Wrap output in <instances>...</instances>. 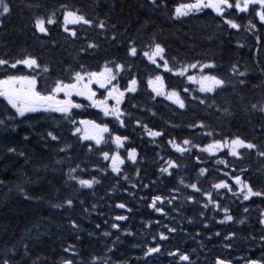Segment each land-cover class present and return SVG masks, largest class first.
Masks as SVG:
<instances>
[{"label":"trees","instance_id":"trees-1","mask_svg":"<svg viewBox=\"0 0 264 264\" xmlns=\"http://www.w3.org/2000/svg\"><path fill=\"white\" fill-rule=\"evenodd\" d=\"M6 2L10 5L11 11L6 16H0V20L3 21L0 24V56L5 54L13 58L26 54L37 56L42 65H48V73L39 69L37 71L49 84L57 78L67 79L69 76L67 69L78 68L79 63L85 64L91 70H96L105 60L115 59L126 65L132 64L133 72L141 81L138 93L133 94L137 97L133 103L139 101L140 107L132 109L131 105L126 104L125 108L133 113L134 119L138 118L147 123L149 128L163 130L165 134L153 142L141 127L132 122H126L128 124L126 129L110 123L114 131L130 137L125 142L126 147H135L139 154L138 163L135 165L126 160L125 166H122L123 172L118 177L109 168L103 173L93 169L94 164L104 168L108 163L98 152H88L86 145L93 142L79 141L73 136L69 125L58 119L60 114H54L52 117L36 113L26 114L27 118L16 116V122L12 125L15 131L6 134L0 131V180L4 181L0 184V259L4 258L7 249L12 245H16L22 253L24 243H28L29 255L23 259L17 255V264H33L37 257L43 264H61L63 259L73 257L75 264H96L92 257L100 254L106 257L111 255L108 248H111L112 241L119 234L124 239L120 238L115 251L113 250L115 258L111 259L112 264L121 263L127 258L133 260L135 254L136 264H152L150 259L143 255V250L147 246H155L157 242L162 243L163 240L159 239L161 231L169 237L165 249L179 248L182 252H188L191 238L202 229L213 235L215 230L220 232L230 227L217 222L223 212L216 214L205 210L208 227L203 228V218L198 215L201 205L185 203V195L193 191L190 188L178 193L179 199L174 202L183 206L182 211H171L173 205L165 203L163 205L165 212L170 214H161L148 207V204L154 195L167 196L171 188L179 186L180 178H184L185 183L195 182L200 167L215 168L214 159L225 158L230 164L236 163L234 158L224 156L226 150L218 153L215 158H210L207 153H198L196 149H193L191 154L181 155L167 143L171 137H175L177 142L190 138L194 143L203 145L211 139L204 133L212 130L214 135L217 133L240 135L260 145L261 150H264V131L261 130V126L264 125V112L260 110L264 107V28L259 26L258 20L257 29L254 31L261 37L259 43L253 35V30H248L247 27L239 31L220 27L219 19L210 9L195 17L173 20L171 13L175 6L188 0H166L167 8L160 9L153 8L150 0H6ZM62 4L79 9L97 22L105 20L109 24L106 35L110 37L115 32L116 40L105 38L102 30L96 27L85 26L84 29H79L78 26L69 25L77 27L81 36L86 34L89 40L100 45L91 55L85 56L83 53L78 54V49L84 46V41L66 39L67 34L59 27L49 26L51 35L48 37L35 32L33 22L37 16H47L55 12L62 23L63 10L60 7ZM238 22L242 25L247 24L246 19ZM112 24L116 25L115 29L110 27ZM152 37H156L166 46L169 59L177 58L176 61L170 59L171 63L214 59L217 68L213 71L228 81L227 86L215 94L199 93L201 98L207 100L206 104H200L190 98L191 95L197 94L198 88L194 84H189L186 78L164 73L160 69L167 86L176 88L181 91L182 96H186V108L179 109L178 105L159 97L155 101L151 100L147 77L156 70L155 66L143 57L140 49ZM130 39L136 42L140 53L136 57H131L127 52ZM233 64L236 65L235 72L230 71ZM20 67L22 66H18ZM27 71L29 70H25ZM239 72H245L246 75L241 77L238 75ZM127 78L128 73H125V79ZM240 79H244L245 84L241 85ZM184 87H190L191 93L184 94L182 91ZM6 103L0 97V112H3ZM84 105L85 107L73 110V116L77 120L88 116L97 118L99 122H108L100 113ZM252 105L256 107L253 108ZM7 107L14 113V109ZM149 108L156 114L152 115L147 111ZM0 119L7 121L8 115H0ZM201 120L208 126L207 128H188L189 124ZM52 128H56L62 137L59 147L70 144L72 146L70 149L58 153V145L52 143L47 150H43L40 134ZM25 135L29 137L27 141L24 140ZM6 146L24 151L28 157L27 162L25 157L7 153ZM100 147L108 150L109 146ZM111 148L115 149V146L111 145ZM125 151L122 152L126 157ZM241 151L243 159L237 167L244 168L246 171L242 174L243 177L256 188H260L264 183V157H260L257 150ZM196 154L201 157L200 163L194 159ZM169 158L177 160L180 164L178 169L170 170L173 171L171 177L159 171L161 165L167 166L164 160ZM81 161L88 162V172L78 174L85 179L96 175L100 181L92 189H81L78 185L70 189L65 184L64 173L70 166H75ZM44 165H47V168ZM81 167H84V164H81ZM137 169L140 170V176L136 175ZM225 170L232 172L233 168L229 166ZM123 173H127L131 179L125 181ZM18 174H27L34 181L29 189L33 199H24L16 190ZM219 174L223 173L217 172L207 180L200 177L199 186L209 189L210 184L217 178H223ZM133 183L137 184V187L133 188ZM142 184H149L150 187L143 188ZM65 195L77 197L74 208L52 207L53 204L60 203ZM222 197L226 200L224 196ZM201 199L202 197L197 195V200ZM80 200L84 201L83 206L79 203ZM237 200L230 206V212L235 220H238L240 215L250 217L253 210L244 213L238 203L240 199ZM121 202L127 203L132 211L117 208L116 205ZM83 209L88 211L85 212ZM117 215H126L129 219L116 221L114 218ZM188 217L193 218L191 223ZM70 219L77 222L78 229L71 227ZM112 223H119L121 229L129 228L133 234L136 232V243L131 236L112 229ZM165 226L177 227L178 230L175 233H168ZM235 230L237 225L233 231ZM105 232H110L111 235L104 236ZM152 235H156V240H152ZM70 245L73 250L65 252L64 249Z\"/></svg>","mask_w":264,"mask_h":264},{"label":"snow or ice","instance_id":"snow-or-ice-1","mask_svg":"<svg viewBox=\"0 0 264 264\" xmlns=\"http://www.w3.org/2000/svg\"><path fill=\"white\" fill-rule=\"evenodd\" d=\"M151 5L155 9L167 8L166 0H150ZM62 23L56 16L55 12L47 16H37L33 22V28L35 32L43 34L44 37L51 35L49 26H56L62 29L63 33L67 34L66 39L71 40H83L84 46L78 49V54L83 53L85 56L91 55L95 50H97L100 45L93 40H89L88 36L85 34L81 36L79 34L77 27H69V25L78 26L79 29H84L85 26L88 28L96 27L102 30L105 34V38H110L111 40H116L115 32L112 33L110 37L106 35L109 24L105 20H93L83 14L79 9L69 8L68 5L62 4ZM0 16H6L10 13V5L6 0H0ZM211 10L212 13L219 19V26L228 29H235L237 31L244 27L248 30L257 29L258 20L259 26L264 28V0H188V2L179 3L175 6L174 11L171 13V18L177 20L180 18L195 17L201 13H205V10ZM247 14V15H240ZM247 20L246 25H242L238 20ZM3 21L0 20V24ZM112 29L116 28L115 24L110 26ZM253 35L256 38L257 43L261 41L260 35L255 31ZM55 44V41H53ZM243 47V45H240ZM127 52L131 57H136L140 53L136 46L134 40L128 41ZM140 52H142L143 57L150 62L151 65L155 66V73L150 74L147 77V88L151 90L149 97L151 100L155 101L157 97H163L166 100L172 101L174 104L178 105L179 109L186 108V96L181 95V91L176 88H169L165 83V76L160 73V69H163L164 73H171L176 77L186 78L189 84L198 85L197 94L191 95L192 101H198L200 104H206L207 100L201 98L199 93L209 94L218 93L223 90L228 81H226L222 76L215 74L214 69L217 68V64L214 59L209 60H196L194 62H180L171 63V61H176V57L168 58L166 46L159 41L156 37H152L150 41L142 45ZM18 66H22L18 68ZM132 64H125L124 62L113 60H105L102 65H99L96 70L89 69L85 64L79 63L78 68L67 69L69 76L67 79L57 78L48 83L47 79L40 75L37 70H42L44 73H48L49 68L47 64H41L37 56L26 54L20 57H9L7 54L5 56H0V97H2L7 103L0 115H8V119H0V131L4 134L15 131L12 125L16 122V116L27 118L26 114H40L52 117L54 114H60L58 119L64 120L71 129V134L76 136L79 141H90L94 142L86 145L88 152H98L104 161H109L104 168L99 167V165L94 164L92 167L96 172H106L108 168L111 169L112 173H115L118 177L121 176L123 172L122 166H125L126 160L131 161L133 165L138 163V152L135 147H126V141L130 139L128 135L121 134L110 128V123L118 124L121 129H126L128 124L126 122H132L136 126L141 127L144 133L152 139L153 142L156 141L157 137H163V130H156L154 128H149L147 123H143L140 119L133 118V113L127 108H123L122 105L126 103L131 105L132 109H137L140 107L139 101L133 103L137 99L136 95L140 87L141 81L138 79L136 73L133 72ZM191 69H198V73L189 74ZM25 70H29L25 72ZM230 71H236V65L233 64ZM125 73H128L129 78L126 79L125 83H121L125 80ZM239 76L243 77L246 75L245 72H239ZM239 83L241 85L245 84L244 79H240ZM184 94H190L192 89L190 87L183 88ZM62 94V98H61ZM82 97L88 101V107L99 110L104 117H111V121L108 122H97L94 119H84L81 118L77 120L73 116L74 109H80L85 107L84 104L77 102L74 98ZM14 109V113H11L9 108ZM253 108L256 105H252ZM264 112V107L260 109ZM152 115L156 113L152 109H147ZM208 126L205 125L203 120L198 123L189 124V129H205ZM261 130L264 131V125L261 126ZM107 134V135H106ZM207 137H211L208 143L201 145L200 143H194L190 138H184L182 141L177 142L175 137H171L167 143L171 145L176 152L181 155L185 153H192L193 149L197 152L207 153L210 158L217 157L218 153L224 152L225 157L234 158L235 164H230V161L225 158L214 159L215 165H224L225 167L231 166L233 168L232 172H225L222 168H210V167H200L198 169V177L195 182L185 183L184 178H180L179 186H175L169 190L167 196L164 195H154L151 197V203L148 207L152 208L155 212L161 214H170L165 212L163 205L165 203L173 205L171 211H182L183 206L178 205L179 199L178 193H181L183 189H192V193L185 195V203L188 204H199L201 205V211L198 213L200 217L203 218L202 222L204 227H208V217L206 216V211H212L216 214L223 212L222 220L217 221L218 223L224 222H237L244 223V220H235L234 216L230 212V208L222 205V200L220 197L221 191L226 190L227 193H231L232 197L239 199L242 197L243 201H252V198H261L264 200V186L256 188L248 179L243 177V173L246 171L244 168H238V164L243 159L244 150H257V154L260 157H264V150H261V146L252 142L251 140L242 137L240 135H220L217 133L213 134L212 130L206 131L204 133ZM29 137L24 136V140L27 141ZM62 137L58 134L56 128L47 130L40 134V143L43 146V150H47L50 144L56 143L58 145L57 152H65L72 146L70 144H65L63 147H59V143ZM101 145H108V150H104ZM111 145L115 146V149L111 148ZM121 149L126 150V157L121 154ZM6 152L14 154L18 157H25L26 162L28 157L24 151H18L16 147L6 146ZM163 160V157H161ZM194 159L200 163L201 157L199 154L194 156ZM60 163V161H57ZM84 164V167H81ZM164 164L161 165L159 171L163 174H167L168 177L173 175V171L180 167L177 160L167 159L164 160ZM88 162L81 161V163H76L75 166H70L64 173L65 184L69 188H75L76 185L81 189H92L94 185L98 184L100 181L97 179L96 175H91V178H82L79 173L88 172ZM47 168V165H44ZM173 170V171H170ZM217 172L223 173V178H217L214 182L210 184L209 189H205L200 185V177L205 180L209 176H215ZM237 172L241 174H237ZM208 174V175H205ZM136 175L140 176V170L137 169ZM123 179L125 181L131 178L127 173H123ZM18 182L15 184L16 190L24 199H33V195L30 192V186L34 183L32 178L27 174H18ZM231 181V183H230ZM73 182H75L73 184ZM4 181L0 180V184ZM154 183V182H153ZM132 187H137V184L133 183ZM143 188H149V184H142ZM127 191V189H125ZM214 192L216 195L214 196ZM197 195L201 196V200H197ZM77 203V197L75 195H65L61 198L60 203L53 204L54 208L72 209ZM79 203L83 206L84 201L80 200ZM211 206V207H210ZM95 207V205H93ZM119 209H126L131 212L132 209L128 207L127 203L121 202L116 205ZM85 212L88 209H83ZM244 213L249 212L248 207H244ZM116 221H127L129 219L126 215H117L114 218ZM189 223L192 222V217L187 218ZM73 229H78L79 225L75 220L69 221ZM149 223H151L149 221ZM159 223V222H157ZM258 223L264 226V210L260 212ZM99 227V225H97ZM166 227L168 233L177 232V227ZM112 229H117L125 235H132L128 229H121L119 223H112ZM199 234V233H198ZM104 236H110V232H105ZM215 236L219 237L220 232H215ZM236 235L235 232H228L224 237L226 241H230ZM120 235H117L115 240L112 241L111 248L108 251L112 255H115L113 251L116 248L117 243L120 241ZM169 237L165 232H159L160 240H167ZM211 238V237H210ZM255 239V238H254ZM259 239L264 241V234H262ZM152 240H156V235H152ZM226 248H231L232 244L227 243ZM7 249V246H6ZM162 246L160 243H156L155 246H147L143 250V255L145 257H151L153 254L161 253ZM72 246L65 248V252L72 251ZM10 253V254H8ZM30 246L28 243H24L23 252H19L16 245H12L3 259H0V264H17L16 256L19 255L21 259L24 256L29 255ZM169 256L176 257L179 256L181 262H186V264H194L191 254L188 252H182L177 248L174 252L169 251L167 253ZM92 260L96 264H112L109 257L100 254L99 256L92 257ZM33 264H43L40 258L37 257L33 261ZM61 264H75L73 258H65L61 261ZM214 264H233L232 260L229 258H221L217 256ZM244 264H264V256L258 258H244Z\"/></svg>","mask_w":264,"mask_h":264},{"label":"flooded vegetation","instance_id":"flooded-vegetation-1","mask_svg":"<svg viewBox=\"0 0 264 264\" xmlns=\"http://www.w3.org/2000/svg\"><path fill=\"white\" fill-rule=\"evenodd\" d=\"M258 219L259 216L251 217L249 222L243 224L244 231L236 234L230 241H226L224 237H218L210 241L199 239V246L197 245L192 251H188L191 254L194 264H214L217 256L229 258L233 264H244L245 257L258 258L264 256V241L259 239L264 234V226L258 223ZM227 243H231L232 247L226 248L225 245ZM177 257H174L175 260L173 262L179 264ZM133 264H135V261ZM183 264H186V262Z\"/></svg>","mask_w":264,"mask_h":264},{"label":"rangeland","instance_id":"rangeland-1","mask_svg":"<svg viewBox=\"0 0 264 264\" xmlns=\"http://www.w3.org/2000/svg\"><path fill=\"white\" fill-rule=\"evenodd\" d=\"M253 32H254V30H253ZM198 71H199L198 69H191L189 74H195V73H198ZM121 83H122V81H121ZM123 83H125L124 80H123ZM123 83H122V84H123ZM197 86H198V85H197ZM61 98H62V94H61ZM162 98H163V97H162ZM74 99H75L77 102H78V100H81V101H82V100H85V99L82 98V97H75ZM122 107H124V105H122ZM97 122H98V121H97ZM133 237H134V239L136 240V232H135V234H134ZM198 237H199V236L196 235L195 238H198ZM123 239H124V238H121V240H123ZM166 250H167V248H166ZM167 251L169 252V251H171V250H167ZM132 252H133V251H132ZM133 256H134V255H132V257H133Z\"/></svg>","mask_w":264,"mask_h":264},{"label":"bare ground","instance_id":"bare-ground-1","mask_svg":"<svg viewBox=\"0 0 264 264\" xmlns=\"http://www.w3.org/2000/svg\"><path fill=\"white\" fill-rule=\"evenodd\" d=\"M132 259L133 260L127 258V259H125V261H123V263L133 264V262L135 261V264H136V254H135V256Z\"/></svg>","mask_w":264,"mask_h":264}]
</instances>
